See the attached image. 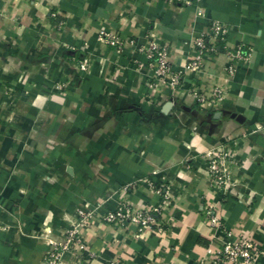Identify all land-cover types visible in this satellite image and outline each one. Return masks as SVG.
<instances>
[{"label":"crops","instance_id":"crops-1","mask_svg":"<svg viewBox=\"0 0 264 264\" xmlns=\"http://www.w3.org/2000/svg\"><path fill=\"white\" fill-rule=\"evenodd\" d=\"M201 6L203 17L162 0H0V264H45L52 246L43 236L60 238L79 208L161 206L165 195L163 235L94 224L84 232L95 253L88 264H197L215 234L201 218L202 196H213L202 154L222 142L236 150L245 190L217 208L228 228L264 246V0ZM211 20L233 27L229 40L251 49L249 62L228 82L224 54L208 55L207 73L187 72L179 90L155 101L144 98L133 52L95 38L101 28L138 44L153 38L182 67ZM68 47L92 58L81 76ZM201 81L227 87L217 107L188 93Z\"/></svg>","mask_w":264,"mask_h":264},{"label":"built area","instance_id":"built-area-1","mask_svg":"<svg viewBox=\"0 0 264 264\" xmlns=\"http://www.w3.org/2000/svg\"><path fill=\"white\" fill-rule=\"evenodd\" d=\"M163 2L178 7H195L196 17H203L204 10L201 0H162ZM56 11H51L50 16L55 18ZM63 21L57 22V29H61ZM233 27L218 20H211L205 29L195 35L189 42L192 55L182 67L174 66L169 58L168 46L150 39L146 44H138L133 38H123L114 30L101 28L95 33L97 42L111 48L117 54L129 48L135 57L132 65L139 73L143 74L144 86L148 94L144 97L148 101H155L162 90L173 92L179 90L183 77L187 72L207 73L205 60L208 55L224 54L226 61L223 71L226 80L232 81L235 75L250 60L251 49L242 41L230 42ZM73 54L67 56L69 64L81 76L89 68L92 58L85 49L68 47ZM64 84L56 85L61 91ZM188 93L193 100L203 108L217 107L227 95V87L213 85L201 81L190 84ZM236 150L232 143H218L204 151L202 157L205 161L206 178L212 199L202 196V222L215 230L210 244L205 248V256L197 264H260L259 260L264 255V246L255 242L246 232L235 233L224 223V217L217 208L218 201L229 196L239 201L244 199L245 185L237 177L234 168L238 167L235 158ZM129 186L122 187L125 192ZM160 190V188H159ZM165 202L161 206L145 205L136 207L132 203L122 200L114 208L99 211V206H85L76 211L75 219L64 230L58 239H53L48 231L43 236L45 241L52 246L45 252V264H88L95 253L90 251L84 238V232L92 225L102 223L109 226L135 228V235L140 236L150 231L157 236L165 233L163 213L169 206L168 195L164 196ZM48 230V229H47Z\"/></svg>","mask_w":264,"mask_h":264}]
</instances>
